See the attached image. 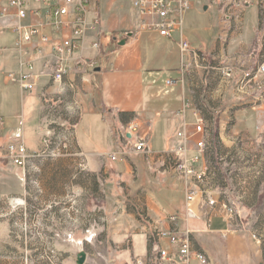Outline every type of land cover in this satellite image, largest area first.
<instances>
[{"label":"crops","instance_id":"obj_1","mask_svg":"<svg viewBox=\"0 0 264 264\" xmlns=\"http://www.w3.org/2000/svg\"><path fill=\"white\" fill-rule=\"evenodd\" d=\"M11 1L0 0V7L9 6ZM249 1L237 12L239 17L235 23L226 24L222 11L225 0H218L221 17L217 33L211 42H189L202 59L198 61L188 54L184 64L178 33L172 38L135 33L139 20L132 0L128 1L129 5L126 0H100L95 4L90 19L98 13L101 25L98 32H92L93 35L85 40L82 55L86 62L73 64L77 71L65 79L63 87L53 85L50 77L41 78L32 92L16 85L21 99L16 94L12 113L6 117L0 115L3 120L0 125V184L3 185L0 205L10 199L9 195L19 198L13 200L18 204L10 203L14 210L23 211L28 204L22 181L17 187L18 182L10 180L12 185L8 189L11 190L6 188L8 168L15 173L22 170L10 159L8 146L23 142L30 156H39L45 151L47 138L55 136L56 127H60V133L71 138H68L69 147L73 146L75 136L76 155L89 165L102 159L112 161L109 156L120 150L128 152L124 159L114 162L113 166L119 171L111 170L110 175L119 184L125 179L129 181L128 192L133 194L129 196L136 204L135 209L126 212L127 206H122L117 198L114 204L119 207H115L114 212L118 217L112 213L111 219L123 228L120 233L132 238L129 252L134 256L146 257L150 249L156 257L158 245L175 249L167 240H158L157 232L178 228L181 233L191 230L194 249L205 253L211 264H257L255 243L243 235V231L235 232L239 225L243 227V221L238 222L236 218L232 225L218 208L208 206L203 195L188 204L185 183L173 167L174 152L183 145L179 133L192 136L190 153L192 157L197 156L195 149L201 136H194L196 113L204 118L209 151H213L215 140H221L226 147L234 146L238 140L247 142L248 146L256 143L259 125H264V74L258 73L264 65V0ZM252 6L257 8L259 16L256 22L248 25L246 11ZM27 9L30 11L28 23L43 21H38L34 14L37 11L45 14L48 10L43 4L33 2L27 4ZM16 23V11L10 9L9 15L0 22V42L1 35L7 30L15 34L16 40L13 46L0 48L3 50L0 57L8 53L17 58L19 35L14 28ZM224 30L228 31L227 43L222 39ZM44 33L54 35V29L46 28ZM128 33H134V36L128 37ZM123 40L126 44L119 45ZM97 41L99 50L92 48ZM36 46L32 45L31 49ZM8 61L11 60L0 63L1 104L12 96L9 86L13 83L7 78L11 73L1 74ZM226 67L233 68L232 79L225 77L223 69ZM97 68L99 72H96ZM14 69L19 73L20 65ZM36 70H47L45 60L36 63ZM164 70L175 78L168 79L166 85L176 89L162 93L158 81L163 75L159 77L156 73ZM168 81H174V84L168 85ZM4 86L10 89L6 90ZM131 123L139 125L142 133H150L151 154L131 153L132 145L123 139ZM82 130L84 138L80 136ZM209 154L196 166L198 170L207 165ZM209 194L220 199L218 192L212 189ZM159 195L163 197L164 205ZM51 205L43 211L48 210L51 214ZM143 208L147 211L146 217L141 211ZM173 216L178 217L176 226L170 221ZM124 217L128 218V226ZM33 219L38 220L39 216ZM139 227L141 229H137ZM124 235L118 240L123 241Z\"/></svg>","mask_w":264,"mask_h":264},{"label":"rangeland","instance_id":"obj_2","mask_svg":"<svg viewBox=\"0 0 264 264\" xmlns=\"http://www.w3.org/2000/svg\"><path fill=\"white\" fill-rule=\"evenodd\" d=\"M128 1L126 3L129 5ZM190 2L191 9L184 19V34L189 42H197L195 44L211 42L218 31L221 17L218 0ZM133 15L137 17L135 13ZM258 16L257 8L250 7L246 11L248 25L256 22ZM91 35L93 33L89 32ZM1 38L0 48L15 44L16 36L9 30ZM15 56L16 59L4 53L0 57V63L11 60L7 67L2 68V76L15 73V66L20 65V55L16 53ZM156 75H163V79L158 81L162 93L176 89L166 85L168 79H175L167 70L158 71ZM16 85L20 86L16 83L9 86L12 96H8L2 104L0 101V115L4 117L12 113L14 100L17 97L21 99ZM10 88L5 87L6 90ZM60 130V127H56V135L48 137V140L51 139L49 147L45 146L44 153L33 157L26 168L16 173L8 168L7 190H11L8 189L11 187L10 180L18 182L17 187L22 181L28 204L23 211L14 210L10 203L18 204L13 200L19 198L9 195L10 199L0 205V264H76L77 255L82 251L87 253L85 264H163L150 249L143 258L130 253L132 238L129 234L125 236L123 232L120 233L123 228L111 219L112 213L115 215V207H119L114 204L117 198L122 206H127L126 212L135 209L136 204L128 192L131 187L129 181L125 179L120 184L115 181L110 171L119 169L109 159L92 165L82 161L76 155L75 136L73 146L64 149L63 145L69 143V137L66 138ZM80 136L84 138L83 130ZM255 141V144L248 146L247 142L238 140L231 147H226L221 140L213 143V151H209L206 163L208 185L203 191L211 192L212 189L218 192L222 200L236 207L233 221L236 218L238 222L242 220L243 227L239 225L235 232L243 231L242 234L255 243L258 248L257 264H264V125H259ZM254 154H257V158L252 159ZM189 156L192 157V154ZM159 198L164 205L163 197L159 195ZM50 205L51 214H48V210L43 211V208ZM141 211L146 217L147 211L144 208ZM37 216L39 219L34 220L33 217ZM127 219L124 217L126 226ZM144 220L148 222L146 218ZM231 224L235 225L232 220ZM123 235L124 240L119 241ZM151 236L154 237L153 232ZM191 264L198 262L192 261Z\"/></svg>","mask_w":264,"mask_h":264},{"label":"built area","instance_id":"obj_3","mask_svg":"<svg viewBox=\"0 0 264 264\" xmlns=\"http://www.w3.org/2000/svg\"><path fill=\"white\" fill-rule=\"evenodd\" d=\"M100 0H12L7 7H0V20L9 15V10L16 11L17 23L15 31L19 38L17 51L20 55V72L11 73L8 79L12 83L19 84L26 92H32L37 87L43 77H50L54 84L59 87L64 86L65 79L77 71L74 63H85L82 55L85 40L89 37V32H98L101 22L98 13L90 19L92 7ZM259 2L260 0H255ZM30 2L43 4L47 10L45 14L35 12V16L43 21L28 23L30 11L27 4ZM249 0H225L222 11L223 21L226 24L235 23L240 12ZM133 7L138 15L137 35L144 33L157 34L164 38H172L178 33L180 36V52L183 64L187 61L188 54L200 61L198 51L194 50L184 35V19L191 9L190 0H132ZM46 28L54 29V35L45 34ZM228 31H223V41L227 43ZM36 44L35 49L31 46ZM92 48L100 49V43L94 42ZM3 50L0 49V55ZM202 59V58H201ZM45 60L47 70H36V63ZM233 68L226 67L223 73L227 79L233 78ZM258 73L264 74V65ZM174 81H168V85ZM196 123L194 125V136L200 135L201 139L197 142L195 152L197 156L190 157L192 151L189 141L192 136L187 133H179L178 137L183 140V145L176 149L173 156V167L176 174L183 179L186 192L187 203H193L199 195H203L208 206L219 210L233 221L236 216V207L231 202L215 199L208 191H203L208 185V167L203 165L200 170L196 168L200 165L204 157L209 153V134L205 128L204 118L196 113ZM0 125L3 120L0 118ZM130 138H128V135ZM123 139L132 145L131 153L136 155L151 154L150 133H142L140 126L131 123L128 132ZM50 140L45 141V146L49 147ZM126 143V145L128 144ZM68 149L67 143L63 145ZM8 155L13 163L20 168H26L29 161L33 158L27 152L23 142L10 144L7 148ZM128 152L120 150L109 157L113 162L120 158H125ZM235 215V216H234ZM177 216L170 218V221L177 225ZM236 221V219L234 220ZM158 240H167L175 249H165L160 245L156 246L158 252L156 258L163 264H191L197 261L198 264H211L209 257L205 253L198 252L193 247L192 232L187 229L181 233L178 228L174 231H158Z\"/></svg>","mask_w":264,"mask_h":264},{"label":"water","instance_id":"obj_4","mask_svg":"<svg viewBox=\"0 0 264 264\" xmlns=\"http://www.w3.org/2000/svg\"><path fill=\"white\" fill-rule=\"evenodd\" d=\"M205 9L207 10V8H205ZM127 36H128V37H133V36H134V33H128ZM115 40H117V39L115 38ZM125 44H126V40H123V41H121V42L119 43V45H121V46H124ZM99 71H100V69L97 68V69H96V72H99ZM155 251L158 252V248H157V247H156ZM86 261H87V253H86V252H83V251L80 252V253L77 255V261H76V264H85Z\"/></svg>","mask_w":264,"mask_h":264},{"label":"trees","instance_id":"obj_5","mask_svg":"<svg viewBox=\"0 0 264 264\" xmlns=\"http://www.w3.org/2000/svg\"><path fill=\"white\" fill-rule=\"evenodd\" d=\"M215 137L217 138V137H218V135H215ZM216 138H215V139H216ZM215 142H217V141H215ZM217 143H218V142H217ZM8 180H9V178H8Z\"/></svg>","mask_w":264,"mask_h":264}]
</instances>
